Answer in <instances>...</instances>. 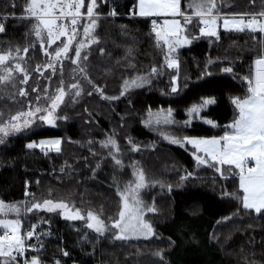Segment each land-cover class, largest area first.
<instances>
[{
  "label": "trees",
  "instance_id": "1",
  "mask_svg": "<svg viewBox=\"0 0 264 264\" xmlns=\"http://www.w3.org/2000/svg\"><path fill=\"white\" fill-rule=\"evenodd\" d=\"M188 1L182 0L183 7ZM137 2L109 0L105 4L97 0L99 19L94 34L99 43L85 50L88 59L80 65L86 69L85 79L69 60L63 61L62 73L60 64L56 65L55 74L45 67L50 57L43 54L34 34L35 20L25 18L30 0H0V23L5 26V32L0 33V53L11 50L15 57L19 48L22 57L10 58L5 66L14 68L19 62L29 72L27 84L20 83L23 77L18 71H14L9 82L0 81V114L4 122L30 106L48 107L47 97L55 95L61 86L67 92L74 91L70 87L74 82L82 87L78 98L73 99V93H69L61 109L67 119H60L57 126L37 121L30 129L5 137L0 144V200L23 205L52 199L67 203L72 211L80 209L85 216V220L70 221L63 218L61 210L25 213L22 209L19 217L23 232L36 225L37 234L26 239L25 244L40 249L37 253L28 247L25 258L39 255L42 264H264V213L243 208L238 171L223 166L226 171L222 177L211 166H199L190 146L169 143L159 133L180 139L223 135L225 126L236 115L232 98L247 95L248 85L243 78L252 77L254 61L264 52V36L247 30L221 29L219 39L204 37L199 32L198 18H194L186 34L197 38L177 52L180 91L169 95L170 87L166 86L170 85L173 70L164 66L167 49L157 45L150 17L131 15ZM216 2L222 14L264 11V0ZM88 3L90 0H85ZM112 8L117 15H109ZM83 24L78 41L82 40ZM100 48L104 49L103 54ZM38 65L40 72L36 71ZM3 67L0 66V76L4 75ZM152 67L160 71L158 76L141 87L129 88L116 101L105 100L93 90L96 85L104 95L118 96L125 81L148 77ZM225 67L233 71L225 73ZM21 89L28 95H19ZM204 98H213L215 103L190 118L187 110ZM168 108L173 110L175 123L159 128L146 126L149 112ZM189 119L191 125L184 126L183 122ZM205 119L214 121L216 126L204 123ZM41 137H60L61 152L45 154L39 148L26 147ZM109 137L119 146L120 166L102 147ZM137 145L139 151L134 150ZM132 165L142 169L151 182L146 190L156 212H149L146 217L156 235L123 241L112 238L111 232L101 236L87 227V213L93 212L111 226L118 218V192L135 180ZM188 172L192 176L181 180ZM8 216L17 217L14 213ZM225 217L230 219L224 220ZM192 228L197 231L190 232ZM193 233L200 239L198 256L188 254L182 247L184 238ZM65 251L68 256L63 255ZM158 252L162 256H157Z\"/></svg>",
  "mask_w": 264,
  "mask_h": 264
},
{
  "label": "snow or ice",
  "instance_id": "2",
  "mask_svg": "<svg viewBox=\"0 0 264 264\" xmlns=\"http://www.w3.org/2000/svg\"><path fill=\"white\" fill-rule=\"evenodd\" d=\"M105 4L109 0H103ZM250 3H255V0H249ZM99 7L97 0H90V3L85 4V0H30L25 12L27 19L35 20L33 31L40 42L43 54L51 58L50 62L45 66L52 69V74L56 72L57 63L60 64L61 73L63 72V61L69 60L71 64L77 65L79 72L87 79L86 69L80 65L88 59V53L85 51L93 44H98V38L94 35L97 28L99 13L96 9ZM189 7L194 9L193 15L198 19L200 25L199 32L204 37H215L219 39L220 28L225 31L244 32L245 30L251 33L264 34V11L259 13H231L222 14L218 8L216 0H191ZM138 8L137 11H131V15H139L140 17H160L171 16L173 19H165L162 25H158L155 20L152 21V31L156 39L157 45H163L167 51L164 55V66L173 70L171 75L169 95H178L180 85V61L178 57V49L184 45H190L193 36L189 39L185 35L188 25L192 24L193 15L186 14L181 9V0H138V4L134 5ZM110 16L117 15L116 9L112 8L109 12ZM184 21L182 25L179 19ZM83 24V40H77L80 35V26ZM222 22V24H221ZM5 32V26L0 23V33ZM63 38V39H62ZM60 44L49 52L45 48V43L48 47L51 45ZM74 43L76 47L73 48ZM20 49H16V56L13 57L11 50L6 53H0V66H4L2 71L4 75L0 76V81L5 83L12 79L13 71H18L22 74L20 83L27 84L29 72L22 67L21 63L17 62L13 67H7L6 62L11 59H22L19 56ZM23 51L27 53L28 49ZM100 53H104V49H99ZM82 52L84 55L82 56ZM73 53V55H70ZM76 69H74L75 71ZM37 72L41 71L38 65ZM225 73H231V67L222 69ZM42 74V73H41ZM160 71L156 67H152L148 77H137L131 81H125L120 94L107 96L104 95L103 89L93 85V90L97 91L105 100L116 101L120 97L125 96L131 87H141L146 83L151 82V78L158 76ZM210 75V73H207ZM248 85L247 95L244 97L232 98L231 102L234 105L236 115L232 123L225 126L223 135L212 136L211 138L184 136L182 139L165 136L172 144H178L183 147L185 144L192 148V155L197 165H207L215 169L217 173L223 177V166H228V169L238 170L239 188L243 195V208L253 210L255 213H264V52L260 53L254 61L252 77L243 78ZM62 83V82H61ZM89 83H91L89 81ZM73 99L81 95L79 83H72ZM37 92V88L32 89ZM46 91V90H45ZM92 92L89 91L88 95ZM21 96H27L28 93L21 89ZM67 93L64 87L56 89L53 96H48V107H29L27 111H18L15 115H10L7 122H4L2 114H0V144L5 142V137L12 133L20 132L25 129H30L33 124L39 121L41 124L55 126L58 119H67V117L57 116V109L64 102ZM37 100L40 96L37 95ZM31 105V102H29ZM215 103L213 98H204L201 103L192 105L187 114L191 118L194 115H199L202 109L210 104ZM191 119L183 122L184 126L191 125ZM167 125L175 123L173 119V110L168 108L160 113L153 114L149 112V118L145 121L146 126L152 124ZM204 123L216 126L214 121L205 119ZM131 143V141H130ZM62 139H42L39 142L31 141L26 147L28 149L39 148L47 154L49 150L59 153L61 151ZM102 147L115 148L119 152V146L114 139L109 137L102 142ZM135 151H139V146L134 147ZM116 166H120L122 161L116 156H112ZM99 165H97L98 167ZM63 171V169H61ZM192 176L191 172L186 173L181 177V180ZM39 183V181H37ZM151 182L146 180L145 173L140 170L136 173L134 184H128L122 191L118 192L120 197L118 203V218L114 219L111 226H107L104 220L99 216L89 211L87 213V227L93 229L95 233L103 235L105 232H111L112 238L116 240L130 239H151L156 235L152 224L145 219L149 212H156L153 205L145 203L140 198L142 189L150 187ZM161 187L165 185L161 184ZM168 191H171V185H168ZM25 195H28L26 192ZM25 213L37 211H46L48 213L61 210L63 218L70 221L85 220V216L81 214L80 209L75 211L70 210L69 205L64 202H56L52 199H46L41 202H30L23 205L6 204L0 200V214L5 217L10 213H14L17 217L21 211ZM230 217H225L228 220ZM47 223V221H41ZM22 223L17 219H0V229L3 234H0V264H42L39 255L25 258V253L28 247H32L33 251L39 252V248L35 246H26L25 240L31 239L36 234V225H33L26 235H21ZM39 239V236H37ZM42 247V245H41ZM64 256H68L67 251L63 252ZM157 256H162L161 253H156ZM23 258V259H21ZM55 264H60L56 261Z\"/></svg>",
  "mask_w": 264,
  "mask_h": 264
},
{
  "label": "rangeland",
  "instance_id": "3",
  "mask_svg": "<svg viewBox=\"0 0 264 264\" xmlns=\"http://www.w3.org/2000/svg\"><path fill=\"white\" fill-rule=\"evenodd\" d=\"M137 4H138V2H137ZM188 5L190 4V2H188L187 3ZM182 6V5H181ZM151 18V20L153 21V20H155L156 21V23L157 24H159L160 22H157V19H156V17L155 16H153V17H150ZM163 22H164V19H162V24H163ZM222 28V27H221ZM95 35V34H94ZM63 39V38H62ZM82 40H83V35H82V38H81ZM57 43H60V41H57ZM55 45V44H54ZM54 45H51V47H48V45H47V43H45V48H47V50L49 51V52H52L53 50H52V48H53V46ZM56 47H54V49H55ZM50 60H51V58H50ZM57 64H59V63H57ZM14 75V71H13V73H12V76ZM137 78V77H136ZM136 78H134V79H136ZM134 79H132V80H134ZM128 81H131V80H128ZM124 84V83H123ZM123 84H122V86H123ZM80 89H81V91H82V87L80 86ZM66 93H67V95L65 96V98H64V102L60 105V107L57 109V116H60V117H65L64 115H61V109H63L64 108V106H65V104H66V102H67V98H68V96H69V93H73V92H67V91H65ZM163 110H158V111H156V112H151L152 114H153V118H155V114H157V113H160V112H162ZM149 118V114H148V117H147V119ZM60 119H58L57 121H56V124H55V126H57L58 125V121H59ZM232 123V122H231ZM230 123V124H231ZM163 125H165V124H163V123H161L160 125H155V124H152V125H150L152 128H159V127H161V126H163ZM54 126V127H55ZM160 133V136L165 140V141H167V142H169L170 143V141L169 140H166L164 137L165 136H169V137H175V138H177V139H180V138H178L177 136H175V135H172V134H167V133H164L163 131H161V132H159ZM192 137H201V136H192ZM204 138H211V137H204ZM42 139H61L60 137H41V138H39V139H37V140H33V141H36V142H39L40 140H42ZM174 145H178V144H174ZM63 146V143L61 144V150H62V147ZM178 146H180V145H178ZM188 146H190V145H187V144H185L184 146H183V148L184 147H188ZM181 147V146H180ZM191 147V146H190ZM107 148V150H109V152H110V154H111V156H116V158H118V159H120V154H119V152H117L116 151V149L115 148H111V147H106ZM49 151H52V150H49ZM53 152H55V151H53ZM61 152V151H60ZM192 153V152H191ZM133 166V165H132ZM199 166H201V165H199ZM140 170H142V169H140V168H137L136 166H133L132 167V171H133V174H134V177H135V180H136V173L138 172V171H140ZM238 171V170H237ZM135 180L133 181V183L132 184H134V182H135ZM149 191L148 190H146V188L145 189H142L141 190V192H140V198L141 199H143L144 201H145V203H147V204H149V205H153V202H152V200L150 199V197H149ZM98 216V215H97ZM3 218H7V219H17V218H19L20 220H21V223H22V228H21V235L23 236V235H25L26 233H24L23 232V222H22V218H20V217H9V216H7V217H5L3 214H0V219H3ZM100 218V217H99ZM101 219V218H100ZM145 219L146 220H148L147 219V217L145 216ZM149 221V220H148ZM150 222V221H149ZM151 223V222H150ZM190 230V232H195V231H197V228H192V229H189ZM197 233V232H196ZM0 234H3V230L2 229H0ZM140 239H144V238H140ZM174 240H175V238H173ZM183 242L185 243L182 247H183V250H186V252L188 253V254H193V255H197L198 256V254H197V249H198V245L200 244V239L198 238V235L197 234H195V233H193V234H190L189 235V237H186V238H184V240H183Z\"/></svg>",
  "mask_w": 264,
  "mask_h": 264
},
{
  "label": "crops",
  "instance_id": "4",
  "mask_svg": "<svg viewBox=\"0 0 264 264\" xmlns=\"http://www.w3.org/2000/svg\"><path fill=\"white\" fill-rule=\"evenodd\" d=\"M188 2H191V0H189ZM188 2H186V6L185 7H183V4H182V0H181V9H182V11H185L186 12V14H188V15H193V13H194V9H192V8H190L189 7V5L187 4ZM136 11L138 12V8L136 9ZM194 18H197V17H195L194 15H193V19ZM156 19H157V22H160L158 25H162V19H169V20H171V19H173V17H171V16H160V17H156ZM175 19H179L180 20V22H181V24L183 25L184 24V21H183V19L181 18V17H179V16H177V17H175ZM199 19V18H198ZM221 24H222V22H221ZM188 29V28H187ZM221 29H223V28H220V30ZM185 35H187L186 34V32H185ZM263 36H264V34H263ZM189 39H192L191 37H189ZM193 40L194 39H192V42H193ZM192 44V43H191ZM190 44V45H191ZM186 46H189V45H184L183 47H180L179 49H181V48H184V47H186ZM178 49V50H179Z\"/></svg>",
  "mask_w": 264,
  "mask_h": 264
}]
</instances>
